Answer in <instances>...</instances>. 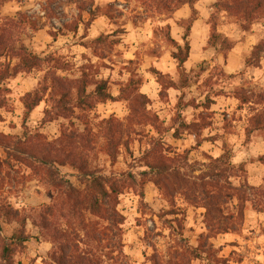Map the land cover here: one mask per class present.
Instances as JSON below:
<instances>
[{
    "label": "rangeland",
    "instance_id": "374dc122",
    "mask_svg": "<svg viewBox=\"0 0 264 264\" xmlns=\"http://www.w3.org/2000/svg\"><path fill=\"white\" fill-rule=\"evenodd\" d=\"M19 13L37 20L39 30L20 25ZM0 18L13 35L22 34L34 54L57 59L56 75L73 80L86 71L92 81H107L113 97L88 112L76 110L70 119L44 122V111L51 108L47 93L25 120L24 97L39 90L52 69L44 62L41 68L22 71L3 83L0 132L40 133L48 141L64 130L90 134L91 166L123 179L117 199L121 232L111 243L97 242L88 236L91 225L97 221L102 228L106 222L86 211L72 216L70 206L62 204L30 168L5 166L0 197L19 212L30 236L17 250L14 264H55L60 245L70 239L77 253L69 264H80L79 255L100 264H264V208L256 209L253 195V188L264 187V159L260 160L264 130L247 134L251 109L257 106L237 98L242 91L253 100L252 94L264 91V65H247L254 47L264 41V20L244 29L240 19L219 8L218 0H197L164 14L153 7L145 9L140 0H0ZM168 37L182 47L186 41L190 45L184 71L177 66L173 57L177 47ZM7 62L11 60L0 59L1 64ZM136 93L149 99L146 111L157 115L155 126L131 124ZM84 115L88 125L79 119ZM110 117L134 131L127 137V148L119 147L115 161L102 151L101 123ZM153 140L162 144L168 159L174 157L170 172L179 170L193 189L211 171L209 158L222 157L220 165L229 168L234 185L250 194L242 225L218 234L209 227L203 204L175 187L173 175L157 184L163 179L162 169L147 166L152 162L148 152ZM59 170L75 186L84 187L86 182L75 168L65 165ZM228 201L229 210L235 212L237 200ZM21 225L2 223L1 237L16 243ZM63 234L69 238L60 239Z\"/></svg>",
    "mask_w": 264,
    "mask_h": 264
},
{
    "label": "trees",
    "instance_id": "16d2710c",
    "mask_svg": "<svg viewBox=\"0 0 264 264\" xmlns=\"http://www.w3.org/2000/svg\"><path fill=\"white\" fill-rule=\"evenodd\" d=\"M6 1V0H1ZM141 6L145 9L153 7L158 14L172 13L186 4L195 3L197 0H140ZM219 8L240 19L244 29L251 27L255 20H264V0H218ZM17 22L22 26H27L32 31L39 30L37 20H31L25 13L18 14ZM1 21V18H0ZM191 24L188 27L186 37L189 35ZM22 34L13 35L12 32L0 22V59L5 57L11 62L0 63V92L5 90L3 83L9 78L16 77L20 72H30L42 67L44 62L51 63L52 69L48 76L44 77L45 84L37 91L28 93L24 97L25 120L30 118L31 113L44 101L48 93L51 101V108L44 111V122L53 121L61 117L70 119L75 116L76 110L83 113L92 110L96 103H104L113 99L107 91V81H92L86 71H82V76L78 79L68 80L56 75L53 69L58 63L57 59L41 58L34 54L32 49L24 44ZM171 44L176 45L177 51L173 57L177 60L178 68L185 70V63L190 54L188 41L184 47L179 45L174 39L168 37ZM264 41L257 44L251 52V57L247 65H264ZM16 60L17 62L13 63ZM94 85L93 90L89 86ZM131 87V84H129ZM237 98L243 104H255L257 107L251 109L247 134L250 135L256 130H264V91L252 94L253 100L249 99L244 93L237 92ZM131 124H151L155 126L158 122L157 115H150L146 111V104L149 99L141 93L134 94ZM5 100L0 95V109L4 107ZM86 115L82 116L81 121L88 125ZM100 128L103 139L102 151L113 161L117 158L119 147L127 148L129 137L134 131L133 127H125L121 121L115 117L105 119ZM104 125V126H103ZM90 133V132H89ZM90 134L78 133L76 130L68 132L64 130L62 134L53 141H48L42 134H28L23 136L7 135L0 132V174L5 166L18 164L33 171V176L42 184L50 186L55 193V197L62 199V204L69 205L72 216H80L85 211L92 216L99 217L106 222V227H99V223L93 222L88 236L93 241L102 242L108 240L112 242L117 239L120 232L122 217L117 211V199L122 192L123 179L115 176L101 174L100 170L91 166L89 151ZM126 137V141L124 138ZM81 138L83 143L78 141ZM163 146L157 140H153L151 149L148 152L152 162L147 166L162 169L159 172L163 179H159L157 184H165L168 177L173 175L174 186L179 190H185V196L189 200H198L206 209V221L209 227L219 233H227L240 227L244 220V209L250 194L243 190L240 184L234 185L232 174H228V167H221L223 158L210 157L211 171L206 174L202 181L197 185L198 189H193L194 185L187 183L181 176L179 170L173 169L174 157L168 159L163 154ZM92 149H94L92 147ZM261 157L260 160H263ZM176 161V160H175ZM70 165L75 168L84 178L85 185L78 188L73 182L67 179L59 170L60 166ZM243 165L237 168L242 170ZM235 168V167H234ZM175 169V168H174ZM100 174V175H98ZM237 177V176H235ZM189 185V186H187ZM167 186V185H166ZM168 188V186H167ZM197 195L195 196V192ZM254 201L257 210L264 208V187L253 188ZM229 197L237 200L235 212L229 210ZM20 223L23 229L15 236L16 243H8L6 238L0 234V264H14V257L17 250L25 247L30 236L25 234V221L19 218V212L13 205L0 197V225L2 223ZM2 227L0 226V233ZM89 229V228H88ZM69 238L66 234L61 235L60 239ZM64 240V239H63ZM60 245V254L55 255V264H69L74 259L77 251L72 240H64ZM97 241V242H98ZM68 242V243H67ZM70 242V243H69ZM115 243L118 244L117 240ZM16 244L15 246H13ZM121 247V244H118ZM73 252V254L71 253ZM112 252V251H111ZM75 253V254H74ZM122 256L121 251L119 252ZM79 255V254H78ZM125 257V256H124ZM127 258V257H126ZM77 261L80 264H100L96 259H89L81 255ZM123 262V261H122Z\"/></svg>",
    "mask_w": 264,
    "mask_h": 264
},
{
    "label": "crops",
    "instance_id": "0c3cea01",
    "mask_svg": "<svg viewBox=\"0 0 264 264\" xmlns=\"http://www.w3.org/2000/svg\"><path fill=\"white\" fill-rule=\"evenodd\" d=\"M200 21H201V18L200 17L195 20L194 25H193V31L198 26V24H199Z\"/></svg>",
    "mask_w": 264,
    "mask_h": 264
}]
</instances>
